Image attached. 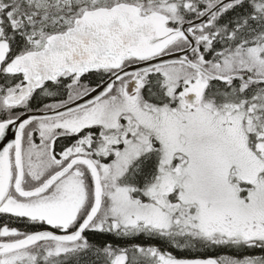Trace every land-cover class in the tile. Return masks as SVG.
Listing matches in <instances>:
<instances>
[{"label":"snow or ice","instance_id":"6c2138e0","mask_svg":"<svg viewBox=\"0 0 264 264\" xmlns=\"http://www.w3.org/2000/svg\"><path fill=\"white\" fill-rule=\"evenodd\" d=\"M0 264H264V0H0Z\"/></svg>","mask_w":264,"mask_h":264}]
</instances>
